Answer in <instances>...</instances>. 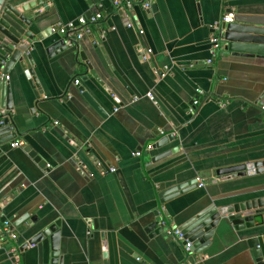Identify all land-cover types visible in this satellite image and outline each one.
<instances>
[{"label":"crops","instance_id":"1","mask_svg":"<svg viewBox=\"0 0 264 264\" xmlns=\"http://www.w3.org/2000/svg\"><path fill=\"white\" fill-rule=\"evenodd\" d=\"M144 1L120 10L111 0H0L41 2L26 15L38 14L34 31L44 34L26 64L39 90L18 65L7 78L20 135L0 146V227L9 225L0 264H49V240L28 242L36 226L56 221L62 264H254L244 232L231 227L218 228L198 254L165 229L151 236L147 227L158 215L180 229L208 205L264 198V173L216 174L264 161V113L256 104L264 57L218 54L207 64L213 26L229 11L264 17V0H151L148 10ZM89 13L102 15L89 35L56 31ZM197 88L205 96L191 116ZM170 135L174 141L154 147ZM16 141L21 146L11 148ZM193 179L195 189L160 203L159 192Z\"/></svg>","mask_w":264,"mask_h":264},{"label":"water","instance_id":"2","mask_svg":"<svg viewBox=\"0 0 264 264\" xmlns=\"http://www.w3.org/2000/svg\"><path fill=\"white\" fill-rule=\"evenodd\" d=\"M96 3L97 0H91ZM113 2V0H111ZM46 0H43L45 3ZM41 2L29 3L16 6L9 3L0 5V146L10 142L19 136L17 125L13 121L11 113L14 110L12 103L11 86L8 82L9 72L18 65L23 70L25 77L30 85L39 90V85L32 69H26V64H32V59L28 53L33 48L34 40L38 42L44 38L43 33L35 34L34 30L39 29L38 14L32 17L26 14L35 10ZM155 10V6L151 7ZM91 13H89L90 17ZM221 43L220 54L240 56V57H264V17H245L236 15L233 21L226 25H221L217 33ZM60 45L64 47L63 41ZM66 50V47L62 49ZM83 58V56L81 55ZM88 69L90 65L87 64ZM258 107L264 105V87L259 94ZM3 111V113H1ZM14 129V134L11 133ZM174 141L172 135L157 140L155 148L164 146L166 143ZM25 151L30 157L37 161V156L31 151L30 147H25ZM176 149L158 155L152 162L159 161L170 156ZM264 173V161L246 163L218 169V176H252ZM197 186L196 180L170 187L158 193L161 204L178 197ZM28 219V216L19 219L10 227V230L17 228ZM34 222V218H31ZM161 218L158 217L154 223L147 227L151 236L163 234L164 228L159 225ZM60 221L52 225L35 227L37 232L28 242L29 245L40 243L48 239L50 243V262L49 264H62L59 256V242L61 237ZM231 227L236 232H244V239L250 249L254 264H264V198L254 199L248 202L236 203L229 206L216 207L208 205L202 208L193 217L188 219L179 229L184 234L185 239L192 243L191 252H203L211 242L214 233L218 228ZM184 245V243H182ZM106 264V263H104Z\"/></svg>","mask_w":264,"mask_h":264},{"label":"built area","instance_id":"3","mask_svg":"<svg viewBox=\"0 0 264 264\" xmlns=\"http://www.w3.org/2000/svg\"><path fill=\"white\" fill-rule=\"evenodd\" d=\"M135 0H113V4L116 6V8L122 10V9H126V10H130L133 7ZM151 1V0H148ZM148 1H144L142 4V8L144 10H148L150 8V3ZM234 12L233 11H229L227 12L221 19V21L219 23H216L213 28H212V35L210 37V44H211V48H212V53H211V57L207 60V64L211 65L213 63V60L215 59V57L220 54L221 52V43L220 40L218 38V31L220 30L221 25H226L229 24L233 21L234 19ZM102 18L101 13H97L96 15H92L90 17H79L78 19H76V21H72V22H68L66 24H58L56 25V31L61 34V35H66L69 32H76V37L77 39H81L82 37L89 35L90 34V28L89 25L96 23L98 20H100ZM80 28V30H78ZM127 28H133V26L131 24H127ZM139 33L141 34L142 32L139 31ZM151 53V50H148L146 52V56L144 58H147V56ZM78 82H75V86H78ZM204 92L197 88L195 89V96L191 102V104L188 107V114L193 116L196 114V112L198 111V108L200 107L201 103H202V98L204 97ZM146 97L150 100H153V96L151 93H147ZM260 111L264 113V105L259 107ZM1 124V122H0ZM21 146V142H13L11 143V148H18ZM136 156H139V153H135ZM46 167L49 169V165H46ZM113 173L115 172L114 168H110L107 171H104L102 173ZM199 187H202V185H199ZM160 226L163 227L167 233V235L171 238H174L182 243H184V249L186 251V253H191V245L192 243L188 242L187 239H185L184 234L181 233V231L177 228L174 227H167V225L165 224L164 221L159 222ZM8 224H5L2 228L0 227V250L3 249V244H4V234L6 232H8ZM33 247V245H32ZM13 256V255H12ZM12 264H20V262L15 259L12 261ZM195 264V263H193Z\"/></svg>","mask_w":264,"mask_h":264}]
</instances>
